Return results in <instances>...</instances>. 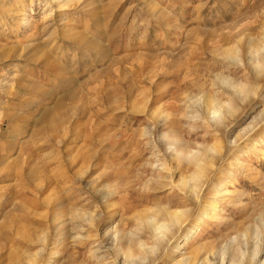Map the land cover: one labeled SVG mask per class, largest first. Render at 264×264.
Here are the masks:
<instances>
[{"label":"rangeland","instance_id":"1","mask_svg":"<svg viewBox=\"0 0 264 264\" xmlns=\"http://www.w3.org/2000/svg\"><path fill=\"white\" fill-rule=\"evenodd\" d=\"M64 2L0 0V264H124L117 229L138 264H263L264 0Z\"/></svg>","mask_w":264,"mask_h":264},{"label":"bare ground","instance_id":"2","mask_svg":"<svg viewBox=\"0 0 264 264\" xmlns=\"http://www.w3.org/2000/svg\"><path fill=\"white\" fill-rule=\"evenodd\" d=\"M64 1H66V0H54V2H56V4H59V5H60L61 2H64ZM65 3L68 4L70 2H68V0H67V2H64V5H65ZM207 103H208V114L211 113L214 116L218 117L217 113H219L220 109L224 108L222 106V104H220V103L214 104L215 102H212L211 100L207 101ZM197 161H199V160H197ZM197 165L200 166V163H197ZM194 176L196 177L197 174H195ZM195 177L192 178V177H184L183 176V177H181V180H180L179 184H180L181 188L182 187L184 188V190L186 191V194H188L190 196L193 195V197H195L197 199V196H198V193H199V192H197V189H198L197 186L198 185L195 184V183H194V185L191 184L195 180ZM179 205L180 204H178V203L176 204V203L170 201L163 208H162V206L161 207L158 206V209H157L158 211H156L153 215H149L146 218V222L148 223V226L152 230L154 240L157 242V244L159 246L164 245L163 244L164 240H168L170 242L171 239L174 238L175 236H178V233H180L181 231H184V230L188 231V226L190 225L189 222H188V212L184 211V210L172 211L173 208H175V207H181ZM77 216H79V214H77ZM257 231H258V227L256 228V233H255L256 237L258 235ZM118 233H119V231L117 229V231L115 232V234H116L115 241H116V243L119 242V249L117 250L118 255L121 254V256H123L124 264H138V258L135 257V255H134V253H133L131 248H128L126 252L122 250V245L123 244H122V241L119 240L120 238L118 237ZM247 234H248L247 231L244 232L243 233V237L244 238L248 237ZM78 238H80V237H78ZM138 245H139L138 247H139L140 251L145 253V254L149 253L150 251H152V249L147 248V244L145 242H142V241L139 242L138 241ZM168 246H169V244H168ZM256 247L258 248V244H257ZM225 250L227 251V249H224V250H221V251L223 252ZM260 253H262V250L256 249L252 253V255H253L252 259H256V257ZM225 254L228 255V251L224 252L223 256H225ZM212 255H214V253H212ZM242 256H243V259H244V257H245L244 253H243ZM224 259H223V263L222 264H224V262H225ZM239 260L238 259H233L232 262H233V264H235V263L241 264L243 260L242 261H239ZM209 262H211L209 256L207 258H205L204 260H201L200 256L195 255V257H190L188 259H186V258L184 260L180 259V260H178V262H176L174 264H208ZM27 263L28 264H39L40 263L39 254L38 253L34 254L32 256V258L27 261Z\"/></svg>","mask_w":264,"mask_h":264}]
</instances>
